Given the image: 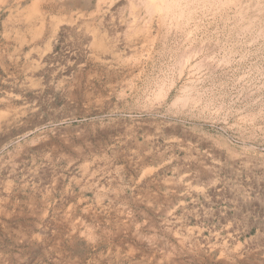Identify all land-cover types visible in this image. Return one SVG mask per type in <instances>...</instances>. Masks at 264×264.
<instances>
[{
    "label": "rangeland",
    "instance_id": "rangeland-1",
    "mask_svg": "<svg viewBox=\"0 0 264 264\" xmlns=\"http://www.w3.org/2000/svg\"><path fill=\"white\" fill-rule=\"evenodd\" d=\"M171 1L0 0V264H264V0ZM62 80L135 132L4 126Z\"/></svg>",
    "mask_w": 264,
    "mask_h": 264
},
{
    "label": "bare ground",
    "instance_id": "bare-ground-1",
    "mask_svg": "<svg viewBox=\"0 0 264 264\" xmlns=\"http://www.w3.org/2000/svg\"><path fill=\"white\" fill-rule=\"evenodd\" d=\"M171 2H173V0ZM168 3H170V2H168ZM146 10H148V9H146ZM84 33H87V32H84ZM54 35H55V33H52L51 34V36H54ZM82 35H85V34H81V36ZM85 36L86 37L87 36L89 37V38H86L85 37L86 44H87V48L89 49V51L91 52V55H93V57L95 58V60H98L102 56L101 55L102 53H101V51L98 48V43H99L98 42V38H99L98 35L96 33H91V34L88 33ZM57 37H58V35H57ZM73 38H76V37H73ZM73 38H72V40H73ZM77 38H80L81 39V37H79V36H77ZM80 39H77V40L80 41ZM87 39H89V40H87ZM79 41H77V42H79ZM82 42H84V41H82ZM78 44L79 43H77V45ZM83 46L84 45L82 44V47ZM82 47H81V49H82ZM72 49H74V48H72ZM78 49H80V48H78ZM71 51H73V50H71ZM17 52H19V51H17ZM81 52H82V50H81ZM74 53H76V52H74ZM109 53L112 54L111 56H113V52L112 51H109ZM109 53H107V54H109ZM104 57H105V55H104ZM106 58H108V57H106ZM69 59H70V57H69ZM40 61H42V60H40ZM107 62H109V61H107ZM65 63H66V61H65ZM96 64H94V66ZM80 65H83V64L80 63ZM26 67H29V66L27 65ZM63 68H64V66H63ZM40 69H38V73H39V70ZM79 69H80V67H79ZM68 70H69V66H68L67 71ZM60 71L62 72V70H60ZM66 73H65V76H66ZM91 73H92V71H91ZM89 74L90 73H88V75ZM54 75L56 76V74H54ZM85 75H86V73H85ZM79 76H80V70H79L78 73H76L74 75V77L73 76L72 77L77 79V77H79ZM81 76H80V78H81ZM92 76H94V75L92 74ZM66 77H68V76H66ZM85 79H87V77ZM85 79L82 82H85L86 81ZM94 79H95V77H94ZM80 80H82V79H80ZM70 81H71V79H70ZM75 81H78V79L75 80ZM89 81L92 82L91 80H89ZM72 82H73V79H72ZM74 82H73V84H74ZM90 82H89V84L86 82V84L90 85ZM56 83H57V81L54 82V84H56ZM67 83L68 82H65L64 80H62L61 82L58 83V85H57L58 87L56 86V88H60L62 90L63 89L65 90V92L63 91L64 92L63 93L64 94L63 97L61 96V101L63 102L62 105H58L57 98L56 99L51 98V100L47 101V103L44 100V102L47 104V107H44L42 105V103H40V100L41 99L39 100V98H38L39 101H36L33 104L31 103V104L25 105V106L21 107L20 109H18L17 111H15L10 116H8L5 119V121H4V126L5 127H8L10 125L11 126L12 125H15V127H17V132L16 133H17L18 137L31 136V138H35V137H39V136H51L52 135V137L55 136V137L61 138L60 140L63 139L62 142H65V144L67 143V145L68 144H70V145L71 144L72 145H77V146L78 145L81 146L82 144H84L85 146L86 145H89V146H86V147H90L93 144L95 145L97 139L100 137L99 135H101V134L102 135L103 134H108L109 135L108 136L109 137L108 142L111 141V137L112 136L114 137L115 134L119 136V133H120V129L119 128H120L121 125H124L125 126L124 134H132V133L135 132V128L132 125V123H133L132 120H130V119H128V118H126L124 116V114L127 112V110L118 104L117 99L114 100L112 97H110L111 93H108V94L105 93L104 94V93L97 92V91H96L97 93L96 92H87L90 89L88 87L89 89L87 88L88 90L86 92L83 90V92H85V93H82L81 92L82 94L81 93L78 94L76 91H74V89H76V85H73L72 84L73 86H75V87H73L74 89L72 87H70V88H68L66 90L65 88L67 87L66 86ZM50 84H51V82H50ZM82 84H84V83H82ZM54 86L55 85H53V87ZM91 86L92 85H90V87ZM93 86H94V84H93ZM79 87H81V86H79ZM50 88H52V87H50ZM82 88H84V87H82ZM85 90H86V88H85ZM51 91H52V89H51ZM93 91H94V89H93ZM43 94H45V93H43ZM47 95L44 96V97H47ZM117 95H118V97L123 96L121 94H117ZM85 146H84V148H85ZM78 149H80V148H78ZM80 150H82V149H80ZM91 150H92V148H91ZM76 151H78V150H76ZM81 154H83V153H81Z\"/></svg>",
    "mask_w": 264,
    "mask_h": 264
}]
</instances>
